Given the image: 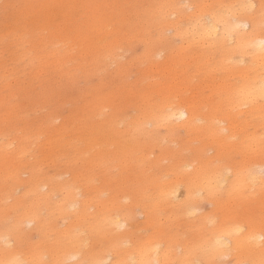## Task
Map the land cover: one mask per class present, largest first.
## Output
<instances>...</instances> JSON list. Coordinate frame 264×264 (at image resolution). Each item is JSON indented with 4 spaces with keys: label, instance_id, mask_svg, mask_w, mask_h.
Here are the masks:
<instances>
[{
    "label": "rangeland",
    "instance_id": "rangeland-1",
    "mask_svg": "<svg viewBox=\"0 0 264 264\" xmlns=\"http://www.w3.org/2000/svg\"><path fill=\"white\" fill-rule=\"evenodd\" d=\"M245 1L0 0V264L6 256L24 264H79L81 255L62 260L66 252L78 250L85 264L110 254L111 261L117 251L124 255L151 240H173L176 251L188 256L190 245L208 239L221 224L241 226L244 232L251 225L264 228V186L244 187L245 192L238 187L248 176L242 167L261 164L264 179V153L248 140L264 134V119L239 118L236 108L237 92L246 83L243 67L250 71L256 66L248 46L251 34L237 29L243 48L233 51L226 65L218 51L213 57L190 44L187 25L199 13L228 17L231 5L237 8ZM252 1L258 12L251 21L264 34V0ZM230 98L237 99L235 106ZM170 104L196 110L192 130L164 120ZM220 118L233 122V137L213 135L211 123L220 125ZM222 168L237 183L235 192L221 193L219 179L213 180ZM175 191L189 199L188 206L174 205L180 199H174ZM113 215L127 224L114 231L104 227ZM94 219L102 227H95ZM228 253L224 264H235L241 256Z\"/></svg>",
    "mask_w": 264,
    "mask_h": 264
},
{
    "label": "bare ground",
    "instance_id": "bare-ground-1",
    "mask_svg": "<svg viewBox=\"0 0 264 264\" xmlns=\"http://www.w3.org/2000/svg\"><path fill=\"white\" fill-rule=\"evenodd\" d=\"M241 1V0H240ZM243 1V0H242ZM230 2V1H229ZM228 2V3H229ZM239 2V1H238ZM223 3H225V1H223ZM232 3V2H231ZM237 3V2H236ZM219 4H221V3H219ZM218 4V5H219ZM239 5H238V7L236 8V6H230L229 7V10L227 11L228 12V17H222V18H218L217 16H215V17H210V16H206L205 15V11L204 12H202V13H204V15L206 16H202V14L201 13H199V14H197L194 18H192L190 21H189V23L187 24L188 26H189V30H188V33L190 34L189 36L191 37V38H193L192 39V43L190 42V44L191 45H194L195 43H197L198 44V48H200V50H203V49H205V50H207L208 52H209V56H210V52H212L213 53V57L217 54L216 52L218 51L219 53H221V55H223V58L224 59H222V60H225L224 62H225V64H226V62L230 59V56H232V52L233 51H235V50H237V49H242L243 47V44H241V42H240V39H239V37L236 35V31H237V29L239 28V29H241L242 30V33H243V31H245V33H246V31H248V32H250V34L251 35H249V36H251V41L249 42V44H248V46L250 47V52H251V59H253V61H252V63L254 62L255 64H256V66H254V64H252L254 67H256V68H254V69H252L253 68V66H252V68L250 69V71H246L247 69H249V68H247V69H245V67H243L244 69V73L243 74H245L244 76H242V77H244V82H246L245 83V85L243 86V88L239 91L238 89H240V88H238V89H235V90H238L239 92H237V91H235L234 89V91L235 92H237V96H238V101H239V103H238V101H237V103L239 104V105H237L236 104V108L239 110V112L237 113V114H239V118L241 117L242 118V116H244V115H246V114H248L249 116H252L253 115V117L255 116V115H258V118L256 119V120H258L259 119V117L260 118H262V120L264 119V34H262V30H261V27H259V25H255L254 24V22L252 23V21H251V18L253 19V17L252 16H254V15H256L257 14V12H258V9L255 7L254 8V6H255V3L252 1V0H247V1H245L244 3H238ZM225 5H227V4H225ZM230 5V4H229ZM229 5H227V6H229ZM236 5V4H235ZM221 6V5H220ZM223 6V5H222ZM224 7V6H223ZM226 8V7H225ZM224 9V8H223ZM222 9V10H223ZM255 9H257V11L255 10ZM220 10H221V7H220ZM208 11H210V10H208ZM215 11H217V10H215ZM249 11V12H248ZM211 12H213V13H215L214 12V10H212ZM220 12H222V11H220ZM220 12H218V13H220ZM207 13V12H206ZM217 13V12H216ZM215 13V14H216ZM217 13V14H218ZM248 13H250V14H248ZM208 14H210V13H208ZM214 14V15H215ZM213 15V14H212ZM226 15V14H225ZM230 16V17H229ZM226 18H228L227 20H229V22L226 20ZM206 20V21H205ZM258 22V21H257ZM179 28V27H178ZM187 28V27H186ZM239 29H238V31H239ZM182 30H184L182 27H181V31ZM264 30V29H263ZM186 32H187V30H186ZM241 32V31H240ZM247 32V33H248ZM264 32V31H263ZM181 33V32H180ZM244 33V34H245ZM177 34H178V32H177ZM185 34V33H184ZM186 35V34H185ZM188 35V34H187ZM184 36V35H183ZM181 37H182V35H181ZM185 37V36H184ZM189 37V38H190ZM246 38V37H245ZM187 39V38H186ZM189 40H191V39H189ZM246 40V39H245ZM187 41H188V39H187ZM246 41H249V40H246ZM248 43V42H247ZM242 45V46H241ZM35 48V47H34ZM115 48V47H114ZM245 48L246 47H244V50L243 51H245ZM247 49H248V47H247ZM246 49V50H247ZM239 51V50H238ZM242 51V52H243ZM215 52V53H214ZM240 52V51H239ZM233 53H236V51L235 52H233ZM246 53V55L248 56V54H247V52H245ZM237 54H238V52H237ZM242 54L243 53H241V56H242ZM250 54V53H249ZM56 55V54H55ZM202 55V54H201ZM207 55V54H206ZM206 55H203V58H204V56L205 57H207ZM234 55H236V54H234ZM234 55H233V57H234ZM208 56V57H209ZM217 56V55H216ZM192 57V56H191ZM191 57H190V59H191ZM201 57V56H200ZM218 57H220V54L218 55ZM195 58V57H194ZM216 58V57H215ZM221 58H222V56H221ZM249 58V57H248ZM196 59H198V58H196ZM208 59V58H207ZM211 59V58H210ZM209 59V60H210ZM213 59V60H212ZM211 60L214 62V58H212ZM231 59H232V57H231ZM195 60V59H194ZM202 60V59H201ZM220 61H221V59H219ZM233 60H235V58L233 59ZM233 60H231V62L233 61ZM238 60V59H237ZM200 61V60H199ZM206 61V60H205ZM216 61H218V59L216 60ZM238 61H240V60H238ZM242 61H244V59H242L240 62H242ZM201 62V61H200ZM234 62V61H233ZM202 63H204V62H202ZM221 63V62H220ZM206 64H208V63H206ZM211 64V63H210ZM222 64V63H221ZM224 64V63H223ZM224 64V65H225ZM230 64V61H228L227 62V64L226 65H229ZM239 64V63H238ZM238 64L236 63V65L237 66H234V67H232V68H234L235 70H233L234 72H237V70H236V67H238ZM242 64V63H241ZM250 64V63H249ZM212 65V64H211ZM214 66H216V62L213 64ZM212 65V66H213ZM218 65V64H217ZM232 65V64H231ZM230 65V66H231ZM233 65H235V63L233 64ZM219 66V65H218ZM218 66H217V68H218ZM222 66V65H221ZM242 66V65H241ZM241 66H239V67H241ZM250 66V65H249ZM250 66V67H251ZM211 67V66H210ZM220 67V66H219ZM227 67V66H226ZM223 68V67H222ZM228 68V67H227ZM151 69H153V68H151ZM209 69H211V68H209ZM213 69V68H212ZM226 69V68H225ZM224 69V70H225ZM231 69V68H230ZM238 69V68H237ZM220 70H221V68H220ZM219 70V71H220ZM223 70V69H222ZM223 70V71H224ZM227 70H229V69H226L225 71H227ZM208 71V70H207ZM213 71H214V69H213ZM213 71H212V73H213ZM218 71V70H217ZM217 71H215L216 73H218ZM223 71H221V72H223ZM232 71V72H233ZM239 71H240V68H239ZM221 72H219V73H221ZM232 72H231V74H230V76L232 75ZM215 73V74H216ZM224 73V72H223ZM241 74V73H240ZM207 75V74H206ZM209 75V74H208ZM213 75H214V73H213ZM223 75V74H222ZM226 75V74H225ZM224 75V76H225ZM242 75V74H241ZM240 75V76H241ZM218 76H220V75H218ZM228 76V75H227ZM239 76V77H240ZM215 77V76H214ZM235 77V76H234ZM230 78V77H229ZM232 78V77H231ZM230 78V79H231ZM236 78H237V75H236ZM219 79V78H218ZM237 79H239V78H237ZM223 80V79H222ZM221 80V81H222ZM232 80V79H231ZM230 80V82L232 83L233 82V80L231 81ZM241 80V79H240ZM221 81H219V82H221ZM223 82V81H222ZM227 82V81H226ZM225 82V83H226ZM229 82V83H230ZM236 82V81H235ZM234 82V83H235ZM240 82V81H239ZM242 82V84H243V80L241 81ZM240 82V83H241ZM216 83V82H215ZM228 83V82H227ZM238 83V82H237ZM217 84V83H216ZM220 85V84H219ZM232 84H229V88H230V86H231ZM235 85V84H234ZM241 85V84H240ZM225 86V85H224ZM224 86H222L223 88H224ZM242 86V85H241ZM217 87V88H216ZM215 87V89L217 90L218 88V90H220V88L221 87H218V86H216ZM227 87V86H226ZM235 87V86H234ZM233 87V88H234ZM236 87H237V85H236ZM229 88L228 89H226V90H229ZM221 90H224V89H221ZM230 91V90H229ZM233 91V92H234ZM219 93H221L222 91H218ZM217 92V93H218ZM228 92V91H227ZM232 92V90L230 91V93ZM223 94V93H222ZM225 94H227V93H225ZM228 94H229V92H228ZM224 95V94H223ZM230 95V94H229ZM231 95L233 96V94L231 93ZM228 96V95H227ZM227 96H226V98H227ZM237 96H236V98H237ZM219 97L221 98L222 96H220V94H219ZM233 98V97H232ZM232 98H230L231 100V102L229 101V103L230 104H233L234 105V101H236L237 99L235 98V100L234 101H232ZM234 99V98H233ZM228 101V100H227ZM166 103V102H165ZM165 103H163V104H165ZM228 103V104H229ZM227 104V103H226ZM162 105V104H161ZM214 106V105H213ZM212 106V107H213ZM216 106V105H215ZM214 106V107H215ZM221 106V105H220ZM231 105H228V107H230ZM235 106V105H234ZM162 107H164V106H162ZM188 107H190V106H188ZM192 107V106H191ZM195 107H197V106H195ZM235 108V109H236ZM166 109L168 110V111H166V114H165V116H164V120L165 121H168V122H172L173 123V125H176L177 127H181V128H189L190 129V127L192 126L193 127V124H194V122H195V114H194V108H192L191 110H187V109H184V108H181L180 106H172L171 104L170 105H167V107H166ZM217 109V108H216ZM219 109H220V107H219ZM232 109H233V107H232ZM232 109H230L229 108V110H232ZM244 109V110H243ZM165 111V110H164ZM163 111V112H164ZM196 111V110H195ZM198 111V110H197ZM216 112H217V110H215ZM218 111H220V110H218ZM221 111H222V108H221ZM220 111V112H221ZM223 111H224V109H223ZM222 111V112H223ZM232 111H234V110H232ZM236 111V110H235ZM212 113V112H211ZM210 113V114H211ZM230 113V112H229ZM214 114V113H213ZM220 114V113H219ZM159 115V114H158ZM161 115H162V113H161ZM163 116V115H162ZM162 116H160V117H162ZM214 116V115H213ZM231 116V115H230ZM230 116L229 115H227V117L228 118H230ZM235 116V115H234ZM159 117V116H158ZM159 117V118H160ZM216 117V116H215ZM219 116H217V118H218ZM223 117V116H222ZM226 117V118H227ZM231 117H233V116H231ZM252 117V118H253ZM224 118V117H223ZM236 118H238V117H236ZM255 118V117H254ZM162 119V118H161ZM199 118H197V120H198ZM209 119H211V118H209ZM232 119V118H231ZM211 120H213V119H211ZM233 120H234V118H233ZM209 121V120H208ZM214 121V120H213ZM213 121H212V123H211V126L213 127V135H214V133L218 136H220L221 138H222V136L220 135L221 133H226V136L227 137H233L234 135H235V132H236V130H237V128H236V130H234V132L232 133L231 132V130H232V123L230 124V122L229 123H226L224 120H221V118H220V121L219 122H221V123H225V126H222L221 125V123H220V125H216V124H214L213 123ZM239 122L241 121V123H246L247 121L246 120H238ZM205 122H207V121H205ZM205 122L203 123V124H205ZM215 122H216V120H215ZM238 122V123H239ZM209 123V124H210ZM237 123V124H238ZM247 124H249L248 122H247ZM246 124V125H247ZM257 124H258V122H257ZM259 124H260V122H259ZM263 124H264V122H263ZM206 126V125H205ZM204 126V127H205ZM210 126V127H211ZM235 126V125H234ZM238 126H241V125H239L238 124ZM237 126V127H238ZM243 126V125H242ZM249 126V125H248ZM192 127H191V129L190 130H192ZM209 127V126H208ZM260 127V126H259ZM262 127H264V126H262ZM200 128V127H199ZM203 128V127H202ZM206 128V127H205ZM204 128V129H205ZM233 128H235V127H233ZM246 127H244V130H247V129H245ZM188 129V130H189ZM194 129V131L196 130L195 128H193ZM201 129V128H200ZM199 129V130H200ZM203 129V130H204ZM238 129H239V127H238ZM240 129H242V128H240ZM207 130V129H206ZM210 130H212L211 128H210ZM209 130V131H210ZM259 130V129H258ZM193 131V132H194ZM242 131H243V129H242ZM262 131H263V128H262ZM211 132V131H210ZM264 132V131H263ZM204 133V132H203ZM253 133H256L255 131H253ZM209 134V133H208ZM257 134V133H256ZM258 134H259V132H258ZM210 135H211V133H210ZM213 135H211L212 136V138H214L213 137ZM215 135V136H216ZM248 135V134H247ZM261 135H264L262 132H261ZM259 136L258 138L256 137L257 135H255V134H253V135H251L250 137L248 136V140L251 142V143H254V144H256V146H257V148L259 149V151L261 152V155H263V153H264V148H262V147H264L263 145H264V142L262 141V140H264V139H261L262 138V136ZM223 136H224V134H223ZM226 136H225V138H226ZM210 137V136H209ZM245 137L247 138V136L245 135ZM216 138V137H215ZM229 138V139H230ZM263 138H264V136H263ZM220 139V138H219ZM228 139V140H229ZM245 139V138H244ZM212 140V139H211ZM217 140V139H216ZM222 141L224 140V138L223 139H221ZM242 141V140H241ZM244 141V140H243ZM214 142H216V141H214ZM226 142H228V141H226ZM219 143V142H218ZM223 144L225 143V141L224 142H222ZM222 144V145H223ZM227 144H229V143H227ZM245 144H248V142L247 143H245ZM226 145V144H225ZM249 145H250V143H249ZM220 146V145H219ZM227 146V145H226ZM229 146V145H228ZM243 146V145H242ZM252 146H254V145H252ZM223 147V146H222ZM231 147V146H230ZM255 147V146H254ZM243 148V147H242ZM244 149V148H243ZM247 149V147L245 148V150ZM249 149V148H248ZM252 149V148H251ZM257 149V150H258ZM250 150V149H249ZM253 150V149H252ZM258 152V151H257ZM246 153V152H245ZM252 153V152H251ZM255 154V153H254ZM247 155V154H246ZM250 165V164H249ZM189 166H192V165H189ZM247 166V165H246ZM211 168V167H210ZM250 167H242V169H239V170H242L241 172H243V170L244 171H246L248 174H245V175H248L246 178H247V180H246V178L243 180V181H245L244 183H243V185L242 184H240L239 183V185H238V187L239 188H241L240 190H242L243 189V192H245V190H244V187H249V188H251V187H254V186H261L262 187V185L264 186V179H263V176H262V174H261V172L263 171L262 170V166H261V164L260 165H258V168H250ZM208 169H209V166H208ZM216 169V168H215ZM264 169V168H263ZM214 170V169H213ZM212 170V168H211V174H212V172L215 174V172H216V170H214L213 171ZM259 170V171H258ZM221 171H223V168L221 169ZM238 171V170H237ZM209 172H207L208 174H209ZM240 173V172H239ZM245 173V172H244ZM195 174H197V173H195ZM207 174V175H208ZM213 174V175H214ZM225 171H223V173L222 172H218L217 173V175H216V177H214L213 176V180H215V178H218L219 179V181L217 182L218 183V187L220 188V191L222 190L223 192L224 191H227V192H229V191H231V193H232V190L234 191V189H235V187L237 186L236 184L237 183H235V184H233V182L231 183V181L229 180V177L227 176V174H225ZM228 174H229V172H228ZM200 175V174H199ZM232 175V174H231ZM209 176V175H208ZM211 176V175H210ZM236 176H238V174H236ZM241 176V175H240ZM240 176H238L239 178H240ZM204 177V176H203ZM232 177V176H231ZM238 177H237V179H238ZM244 177V176H243ZM197 178V177H196ZM190 179V178H189ZM200 179V178H199ZM235 179V178H234ZM206 180V179H205ZM217 180V179H216ZM240 180V179H239ZM193 181H194V178H193ZM208 181V180H207ZM212 181V180H211ZM199 182V181H198ZM241 182V181H240ZM212 183V182H211ZM216 183V184H217ZM177 184V183H176ZM195 184H196V182H195ZM202 184V183H201ZM215 184V183H214ZM214 184H212V185H214ZM200 185V184H199ZM179 186V185H178ZM177 186V187H178ZM187 186V185H186ZM190 186H191V184H190ZM192 186H193V183H192ZM200 186H203V185H200ZM205 186H207L206 184H205ZM209 186V185H208ZM217 186V185H216ZM169 187V186H168ZM176 187V186H175ZM182 187V186H181ZM194 187V186H193ZM196 187V186H195ZM215 187V186H214ZM213 187V188H214ZM170 189H171V187H169ZM179 188V187H178ZM183 188V187H182ZM190 188V187H189ZM201 188H204V186L203 187H201ZM200 188V189H201ZM219 188H217V190L219 189ZM169 189V190H170ZM172 189H173V187H172ZM171 189V190H172ZM175 189V188H174ZM181 189V188H180ZM205 189H206V187H205ZM208 189V188H207ZM226 189V190H225ZM238 189V188H237ZM168 190V189H167ZM170 190V191H171ZM178 190V189H177ZM186 190V189H185ZM214 190V189H213ZM239 189H238V191H240ZM165 190H163L162 192H164ZM169 191V192H170ZM190 191V190H189ZM188 191V193H186L185 194V197H186V195L187 194H191V192H189ZM191 191H192V189H191ZM199 191V190H198ZM222 191H221V193H222ZM238 191H236V193L238 192ZM161 192V193H162ZM166 193H169L168 191H165ZM165 192H164V195H165ZM176 192V191H175ZM175 192H172V194H174V199H178V198H180L179 197V194L177 195V192L175 193ZM180 192V191H179ZM184 192V191H183ZM202 192V191H201ZM210 192V191H209ZM235 192V191H234ZM233 192V193H234ZM240 192H242V191H240ZM238 193V194H240V195H243L242 193ZM171 193V192H170ZM220 193V192H219ZM171 194V195H172ZM181 194V193H180ZM209 194V193H208ZM218 194V193H217ZM225 194V193H224ZM237 194V195H238ZM160 195V194H159ZM169 195V194H168ZM171 195H169V197L171 196ZM205 195V194H204ZM207 195V194H206ZM210 195V194H209ZM212 195V194H211ZM210 195V196H211ZM223 195V194H222ZM226 195V194H225ZM227 195H229V194H227ZM236 195V194H235ZM161 196V195H160ZM162 196H163V193H162ZM182 196V195H181ZM197 196H199V193H197V195L196 196H194V197H197ZM165 197V196H164ZM189 197V196H188ZM187 197V198H188ZM191 197V196H190ZM189 197V198H190ZM202 197H203V195H202ZM215 197V196H214ZM218 197V196H217ZM217 197H215V198H217ZM240 197V196H239ZM157 198V197H156ZM225 198V197H224ZM230 198V197H229ZM161 199V198H160ZM173 199V198H172ZM159 200V199H158ZM162 200H163V198H162ZM165 200V199H164ZM171 200V199H170ZM190 200H192L191 198H190ZM194 200V199H193ZM218 200V199H217ZM223 199H221L220 201H222ZM74 202H75V200H73ZM166 201H167V199H166ZM174 201V200H173ZM196 202H197V200H195ZM210 201H211V199H210ZM117 202V201H116ZM155 202H157V201H155ZM158 202H160V200L158 201ZM162 202V201H161ZM172 202V201H171ZM175 202V201H174ZM177 204H175L174 203V205H176V206H183V207H185V206H188V202H189V199H182V197L180 198V199H178L177 200ZM190 202H193V201H190ZM211 202H213V201H211ZM118 203V202H117ZM116 203V204H117ZM166 203V202H165ZM220 203V202H219ZM61 204V203H60ZM59 204V205H60ZM62 204H64V203H62ZM66 204V203H65ZM71 204H72V202H71ZM75 204V203H74ZM151 204H153V205H155L154 204V202L153 203H151ZM150 204V205H151ZM172 204V203H171ZM212 204V203H211ZM67 205H69V203L67 204ZM73 205V204H72ZM77 205V204H76ZM119 205V204H118ZM162 205H163V203H162ZM161 204H160V207L162 206ZM167 205V204H166ZM169 205V204H168ZM174 205L172 204V206L174 207ZM210 205V204H209ZM223 205H225V204H223ZM66 206V205H65ZM64 206V207H65ZM75 206V205H74ZM157 206H158V204H157ZM175 206V208L177 209L178 207H176ZM213 206V205H212ZM63 207V208H64ZM70 206H68V208H69ZM116 207H121V205L120 206H116ZM159 207V206H158ZM158 207H156V208H158ZM59 208V207H58ZM72 208H74V207H72ZM155 208V207H154ZM155 208V209H156ZM163 208V207H162ZM70 209V208H69ZM76 209V208H75ZM117 209V208H116ZM129 209V208H128ZM159 209V208H158ZM161 209V208H160ZM58 210V209H57ZM77 210V209H76ZM129 210H131V209H129ZM151 210V209H150ZM190 210V212H189V214L191 213V208H188V211ZM197 210V209H196ZM59 211V210H58ZM64 211H66L65 209H64ZM75 211V210H74ZM128 211V210H127ZM60 212V211H59ZM76 212V211H75ZM118 212V211H117ZM178 212V211H177ZM66 213V212H65ZM116 213V212H115ZM124 213H126V212H124ZM130 213V212H129ZM132 213V212H131ZM156 213V212H155ZM192 213H193V211H192ZM61 214H62V212H61ZM80 214H81V212H80ZM79 214V215H80ZM175 214V213H174ZM177 214L178 213H176L175 215L177 216ZM181 214V213H180ZM179 214V215H180ZM184 214V213H183ZM183 214H181V215H183ZM194 214V213H193ZM66 215H67V213H66ZM82 215V214H81ZM80 215V216H81ZM83 215H86L84 212H83ZM117 215H119V214H117ZM187 215V214H186ZM63 216H64V213H63ZM114 216V215H113ZM112 216V217H113ZM116 216V215H115ZM115 216H114V218H115ZM127 216H129V215H127ZM126 216V217H127ZM133 216V215H132ZM174 216V215H173ZM188 216V215H187ZM186 216V217H187ZM193 216V215H192ZM213 216V215H212ZM111 217V216H110ZM109 217V218H110ZM123 217V216H122ZM130 217H131V215H130ZM129 217V218H130ZM152 217V216H151ZM153 217H154V214H153ZM211 217V216H210ZM82 218H83V216H82ZM107 218V217H106ZM113 218V220H112V218H111V220H109V221H105V222H107V224L104 226V227H106V226H108V228H109V230H115V229H118V228H121V227H124L125 226V224H127V219L126 218H120L119 216H116V218L114 219ZM169 218V217H168ZM177 218V217H176ZM174 218L175 219V222L177 221V219H179V218ZM208 218V217H207ZM79 219H81V218H79ZM96 219V218H95ZM94 219V220H95ZM102 219V218H101ZM105 219V217L103 218V220ZM173 218H171L170 220H172ZM173 219V220H174ZM182 219H183V216H182ZM212 219V218H211ZM215 219V218H214ZM214 219H212V221L214 220ZM207 220V219H206ZM216 220V219H215ZM97 220H95V224H96V226L95 227H98V225L100 224H97L99 221H97ZM149 221H151V220H149ZM181 221V220H180ZM209 221V220H208ZM208 221H207V223H208ZM211 221V222H212ZM218 221V220H217ZM33 221L32 220H30L29 219V221H28V224H31ZM104 222V223H105ZM179 222V221H178ZM210 222V223H211ZM216 221H214L213 222V224L212 225H214V223H215ZM177 223V222H176ZM210 223L208 224V227L210 226ZM217 223V222H216ZM94 224V223H93ZM102 224V223H101ZM229 226L228 227H230V224L229 223H227ZM238 224V223H237ZM236 224V225H237ZM199 225H201V223L199 224ZM239 225V224H238ZM237 225V226H238ZM242 225V224H241ZM78 226V225H77ZM99 226H101V225H99ZM236 226V227H237ZM102 227V226H101ZM103 227V228H104ZM199 227V226H198ZM203 227H204V224H203ZM226 225H223V224H221V225H219L218 227H214L215 229H210L211 231H210V233H209V238L208 239H203V240H201V241H203L202 243H198L197 241H195L193 244L194 245H190V247L189 248H187L186 249V251H187V253L189 254L188 256L186 255V253L184 252L182 255L179 253V249L177 250L178 251V253H177V251H176V244H171L172 243V241L170 242H164V240H162V241H160V239H161V237H160V239H159V241L160 242H152V240H151V242L150 243H148V244H146V246L145 245H141V246H139V244H138V248H136V251H134V249L133 250H128L124 255H120L119 254V252L117 251V253L115 254V252H114V254H115V256L113 257V256H111V261H110V258H109V256L111 255H109V256H104V257H98V258H95V259H93V260H91L88 264H173L174 262H177L178 264H202V259H206V260H208L207 261V263L208 264H224V263H222V260H223V258L225 257V256H228V252H231V255H232V257L233 256H235L236 257V255H234L233 253L236 251L237 252V254L240 252L241 253V256H238L237 255V259L236 258H234L235 260H236V262H235V264H245V262H247V261H243L244 260V257H242V253H243V255L245 254V256L246 257H250L251 258V263L250 264H264V228H262L261 226H258V225H251L250 227H249V229L247 230V231H243V227H241V226H238L236 229H235V226H233V228H228ZM93 228V227H92ZM96 229H99V228H96ZM102 229V228H101ZM160 229V228H159ZM162 229V228H161ZM160 229V231H163V230H161ZM235 229V230H234ZM77 230V229H76ZM100 230V229H99ZM98 230V231H99ZM96 231V230H95ZM101 231V230H100ZM159 231V232H160ZM96 233V232H95ZM99 233V232H98ZM97 233V234H98ZM66 234V233H65ZM173 236H175L173 233H171ZM72 235V234H71ZM169 235V234H168ZM70 236V235H69ZM68 236V237H69ZM77 237H78V235H77ZM168 237H170V236H168ZM172 237V236H171ZM176 237V236H175ZM203 237H204V235H203ZM206 237H207V234H206ZM72 238V237H71ZM84 238V237H83ZM66 239H67V237H66ZM153 239V238H152ZM169 238H167L166 237V240H168ZM201 239V238H200ZM71 240V239H70ZM82 240V239H81ZM84 240H86V238H84L83 239V241ZM149 240V239H148ZM153 240H155V239H153ZM175 240V239H174ZM77 241H79V240H77ZM177 241V240H176ZM175 241V242H176ZM186 241V240H185ZM9 242V241H8ZM7 242V243H8ZM144 242H146V241H143L142 243H144ZM174 242V241H173ZM180 242V241H179ZM184 242V241H183ZM118 243V242H117ZM119 244V243H118ZM117 244V245H118ZM184 244H187V243H185L184 242ZM190 244H192V243H190ZM78 245V244H77ZM80 245V244H79ZM137 247V246H136ZM120 247H118V249H119ZM178 248H180V247H178ZM183 248H185V247H183ZM117 249V248H116ZM115 250V249H114ZM234 251V252H233ZM57 253V252H56ZM121 253V252H120ZM123 254V253H122ZM178 254H180V255H178ZM79 255H81V263H79V264H85V260L87 259V258H84L83 259V254H81V252L78 250V251H68V252H66L63 256H64V259H62V260H69V259H71V258H74V257H78ZM57 257V256H56ZM17 259V258H16ZM243 259V260H242ZM24 262V261H23ZM22 261H20V262H17L16 260L14 261V260H12V258H10L9 256H6L5 257V259H4V261L1 263V264H24ZM28 262V261H27ZM27 262L25 263V264H27ZM63 262V261H62Z\"/></svg>",
    "mask_w": 264,
    "mask_h": 264
}]
</instances>
